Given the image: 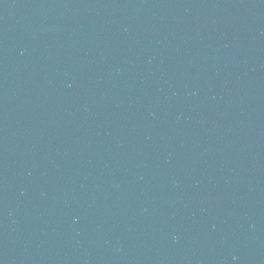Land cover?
<instances>
[{"label": "water", "instance_id": "obj_1", "mask_svg": "<svg viewBox=\"0 0 264 264\" xmlns=\"http://www.w3.org/2000/svg\"><path fill=\"white\" fill-rule=\"evenodd\" d=\"M0 264H264V0H0Z\"/></svg>", "mask_w": 264, "mask_h": 264}]
</instances>
